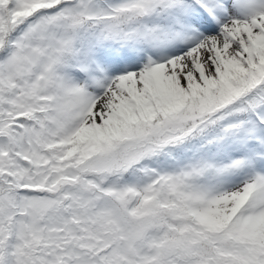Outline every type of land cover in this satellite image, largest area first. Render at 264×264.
Instances as JSON below:
<instances>
[{"label":"snow or ice","instance_id":"snow-or-ice-1","mask_svg":"<svg viewBox=\"0 0 264 264\" xmlns=\"http://www.w3.org/2000/svg\"><path fill=\"white\" fill-rule=\"evenodd\" d=\"M0 264H264V0H0Z\"/></svg>","mask_w":264,"mask_h":264}]
</instances>
